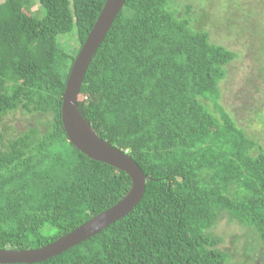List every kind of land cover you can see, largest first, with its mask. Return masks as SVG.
<instances>
[{
	"label": "trees",
	"instance_id": "16d2710c",
	"mask_svg": "<svg viewBox=\"0 0 264 264\" xmlns=\"http://www.w3.org/2000/svg\"><path fill=\"white\" fill-rule=\"evenodd\" d=\"M105 1L37 0L39 14L30 13L33 0L0 2V249L44 247L131 187L125 173L74 148L61 121L69 71ZM192 16L171 0H125L77 107L140 167L143 197L124 218L35 264H227L213 233L221 217L264 264V147L219 105L236 54L193 30ZM72 33L75 54L58 42Z\"/></svg>",
	"mask_w": 264,
	"mask_h": 264
},
{
	"label": "rangeland",
	"instance_id": "374dc122",
	"mask_svg": "<svg viewBox=\"0 0 264 264\" xmlns=\"http://www.w3.org/2000/svg\"><path fill=\"white\" fill-rule=\"evenodd\" d=\"M171 4L179 12L191 6V28L206 31L212 43L236 54L219 84V105L264 147V0H171ZM31 5L30 13H41L37 0ZM246 13L248 20L243 18ZM58 42L69 54L79 47L74 33L58 37ZM202 103L218 117L210 102ZM213 233L223 239L220 249L229 255L227 264H257V255L243 252L242 240L235 238L239 230L226 218L217 221Z\"/></svg>",
	"mask_w": 264,
	"mask_h": 264
},
{
	"label": "water",
	"instance_id": "95a60500",
	"mask_svg": "<svg viewBox=\"0 0 264 264\" xmlns=\"http://www.w3.org/2000/svg\"><path fill=\"white\" fill-rule=\"evenodd\" d=\"M124 3L125 0L105 1L69 71L60 112L66 137L74 148L93 161L125 173L131 180V187L114 206L44 247L25 251L0 249V264H35L58 256L124 218L143 197L148 178L140 167L127 154L101 140L77 107L80 87L92 57Z\"/></svg>",
	"mask_w": 264,
	"mask_h": 264
}]
</instances>
